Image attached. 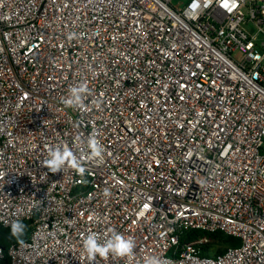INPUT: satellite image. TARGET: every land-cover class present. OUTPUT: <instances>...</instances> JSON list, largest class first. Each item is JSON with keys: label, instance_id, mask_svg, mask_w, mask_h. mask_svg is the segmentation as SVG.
<instances>
[{"label": "built area", "instance_id": "1", "mask_svg": "<svg viewBox=\"0 0 264 264\" xmlns=\"http://www.w3.org/2000/svg\"><path fill=\"white\" fill-rule=\"evenodd\" d=\"M174 1L0 0V264H264V0Z\"/></svg>", "mask_w": 264, "mask_h": 264}, {"label": "clouds", "instance_id": "2", "mask_svg": "<svg viewBox=\"0 0 264 264\" xmlns=\"http://www.w3.org/2000/svg\"><path fill=\"white\" fill-rule=\"evenodd\" d=\"M69 96L63 101L68 108H78L83 106L84 95L88 92L86 84H80L79 86L72 87L69 90ZM88 145L91 148V155L93 157H101L103 147L95 136H90L88 139ZM49 159L44 164L45 167L52 173L61 172L64 166L70 165L83 171L81 161L67 146L55 149H50L48 153ZM105 195H109L105 190ZM27 229V225L20 220L13 221L10 226L11 237L23 241L20 239ZM83 247L87 253L89 260L95 258L97 255L106 257L109 254L117 255L120 257H130L134 253L136 247L135 241L131 238H124L119 233H113L104 243H100L95 233L88 234L84 239ZM146 264H161V260L158 257H150Z\"/></svg>", "mask_w": 264, "mask_h": 264}, {"label": "trees", "instance_id": "3", "mask_svg": "<svg viewBox=\"0 0 264 264\" xmlns=\"http://www.w3.org/2000/svg\"><path fill=\"white\" fill-rule=\"evenodd\" d=\"M23 223L27 225V229H26V231H25V233H24V235L22 237L26 238L28 236L29 232H30V228H29V224L30 223L29 222H23ZM198 234H200V232H198V231L191 232V233L188 234L187 238L190 239L194 235H198ZM209 236L212 239V245L218 244V243H226L229 246H236L240 242L238 238L224 235L221 232L212 233V234H209ZM15 241H18V240L13 238V237H11L10 228L0 229V245L1 246L5 247L6 245H8V243L15 242ZM223 250L224 249L215 250L214 254L221 253ZM4 264H8V263H6V261H5Z\"/></svg>", "mask_w": 264, "mask_h": 264}, {"label": "rangeland", "instance_id": "4", "mask_svg": "<svg viewBox=\"0 0 264 264\" xmlns=\"http://www.w3.org/2000/svg\"><path fill=\"white\" fill-rule=\"evenodd\" d=\"M175 2V4L177 3V0H175L174 1ZM180 2H178V4H179ZM233 57H235V58H240L241 57V55H240V53L239 52H235L234 54H233ZM23 237H21L20 239H22ZM227 246H229L228 244H226V243H218V244H214L213 245V249L214 250H222V249H224V248H226Z\"/></svg>", "mask_w": 264, "mask_h": 264}]
</instances>
